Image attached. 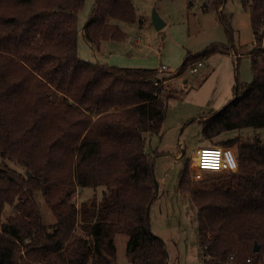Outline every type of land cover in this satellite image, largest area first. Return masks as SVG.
I'll use <instances>...</instances> for the list:
<instances>
[{
    "label": "trees",
    "instance_id": "1",
    "mask_svg": "<svg viewBox=\"0 0 264 264\" xmlns=\"http://www.w3.org/2000/svg\"><path fill=\"white\" fill-rule=\"evenodd\" d=\"M224 2L204 0L202 9L218 11ZM243 3L255 39L253 80L237 79L233 98L199 120L206 138L264 128V0ZM84 4L0 0V264H118L117 233L128 235L132 264H170L164 240L150 226L158 183L145 147L146 135L161 134L168 104L159 68L81 58ZM135 19L133 0H95L84 35L97 47L121 41L127 35L119 22ZM230 49L213 44L188 52L174 75ZM67 135L76 143L73 174L62 167ZM218 144L235 146L237 172L201 182L188 174L187 157L177 184L197 212L199 264H257L264 255V142L235 137ZM84 187H102V197L78 203L75 193ZM6 205L12 212L4 220Z\"/></svg>",
    "mask_w": 264,
    "mask_h": 264
},
{
    "label": "rangeland",
    "instance_id": "2",
    "mask_svg": "<svg viewBox=\"0 0 264 264\" xmlns=\"http://www.w3.org/2000/svg\"><path fill=\"white\" fill-rule=\"evenodd\" d=\"M203 1L133 0L136 19L119 22L126 38L105 40L100 47L91 44L83 33L95 0H85L79 12L78 54L81 58L121 67L159 68L158 77L168 104L161 134L146 135L145 147L153 156L158 183L156 198L150 207V226L164 240L170 264L200 263L197 212L190 193L182 194L177 190L179 173L187 157L188 174L192 172L193 177L202 182L206 175L207 179H217L223 173L205 170L197 177L192 164L199 146H222L218 144L220 140L235 137L245 142L260 138L264 142L263 127L227 130L216 139L202 136L199 120L221 109L233 98L237 79L241 82L253 80L249 50L255 43L250 6L244 5L243 0H225L218 11H204ZM155 10L165 21L161 28L153 23ZM220 11H223L225 21ZM213 44L228 46L230 52L211 54L197 72L188 68L183 74L174 75L188 52L195 54ZM162 65L166 68L162 69ZM75 146L74 139L67 135L66 142L60 147L62 167L71 174ZM231 148L235 151V146ZM102 190V187H84L82 192L75 193L74 199L79 203L94 196L101 198ZM42 204L51 217L44 200ZM11 212L12 206L6 205L3 219ZM127 239L125 233H117L115 237L118 264H132L126 256ZM257 264H264V255Z\"/></svg>",
    "mask_w": 264,
    "mask_h": 264
},
{
    "label": "built area",
    "instance_id": "3",
    "mask_svg": "<svg viewBox=\"0 0 264 264\" xmlns=\"http://www.w3.org/2000/svg\"><path fill=\"white\" fill-rule=\"evenodd\" d=\"M203 64V61H198L191 68V71L197 72L199 66ZM161 68L165 69L166 66L162 65ZM192 165L197 177L205 170L218 173H233L237 172L239 169V159L236 152L231 147L209 144L197 148Z\"/></svg>",
    "mask_w": 264,
    "mask_h": 264
},
{
    "label": "water",
    "instance_id": "4",
    "mask_svg": "<svg viewBox=\"0 0 264 264\" xmlns=\"http://www.w3.org/2000/svg\"><path fill=\"white\" fill-rule=\"evenodd\" d=\"M153 23L157 28H161L162 26L165 25V21L161 18V16L158 14L156 10L153 13ZM254 250L255 251L259 250V245L257 243L254 246Z\"/></svg>",
    "mask_w": 264,
    "mask_h": 264
},
{
    "label": "crops",
    "instance_id": "5",
    "mask_svg": "<svg viewBox=\"0 0 264 264\" xmlns=\"http://www.w3.org/2000/svg\"><path fill=\"white\" fill-rule=\"evenodd\" d=\"M83 33H84V29H83ZM78 191H79V192H80V191L82 192V191H83V188H82V189L80 188ZM78 191H77V192H78Z\"/></svg>",
    "mask_w": 264,
    "mask_h": 264
}]
</instances>
